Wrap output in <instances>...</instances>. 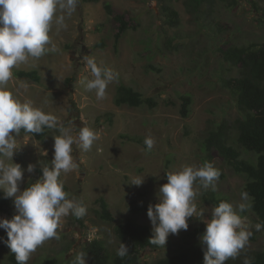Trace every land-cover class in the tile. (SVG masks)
I'll return each instance as SVG.
<instances>
[{"label": "rangeland", "instance_id": "rangeland-1", "mask_svg": "<svg viewBox=\"0 0 264 264\" xmlns=\"http://www.w3.org/2000/svg\"><path fill=\"white\" fill-rule=\"evenodd\" d=\"M106 4L112 6V11ZM175 7L180 22L171 26L159 0H79L76 11L66 18L67 29L56 34L53 26L50 35L58 51L43 56L35 67L21 65L13 69L9 89L16 94L19 83L27 85L18 95L21 101L31 100L35 107L57 116L73 136L84 126L98 136L90 151L72 146L78 168L59 177L68 198L87 206L86 215L80 219L71 215L63 218L58 229L60 239L46 241L27 264H71L82 246L96 238L105 239L112 249L125 244L115 235V225L131 220L152 227L147 217L149 204L158 202V189L167 183L166 173L185 165L201 167L210 163L220 172L219 179L214 182L215 188L194 183L198 190L194 202L203 215L188 218V229L170 234L165 247L144 250L143 261L151 262L194 245L202 247L199 237L215 207L208 200L209 190L227 197L234 207L241 202L245 176L217 151H209L205 139L210 131L224 125L228 144L246 158L256 157L237 141L239 120L244 114L231 91L223 86L225 78L237 74V67L225 60L223 50L231 45L264 41V0H237L233 7L212 0L200 11L181 0L175 2ZM115 14L124 15L131 26L118 42L120 23ZM85 57L94 59L114 76L103 99H97L94 90L87 91L80 83L92 78ZM32 69L41 74L39 82L20 78L15 72ZM120 85L135 87L145 97H153L156 105L118 106L115 94ZM185 93L192 96L188 117L181 113V96ZM60 134L59 128L48 129L40 140L21 130L14 156V162L24 169L21 190L42 176L44 166L51 167L54 138ZM126 136L143 140L151 136L155 144L148 150ZM29 164L34 166L31 173L27 171ZM136 176L145 177L139 187L128 183ZM100 198L107 201L113 222L99 216ZM134 199L141 202L136 211L129 207ZM14 214L0 213V218ZM240 215L246 217L252 235L245 249L230 262L243 259L251 251L264 250V230L256 231L258 223L251 208ZM9 254L6 246H0V264L8 263ZM52 259L56 262H48ZM89 260L86 257V264Z\"/></svg>", "mask_w": 264, "mask_h": 264}, {"label": "clouds", "instance_id": "clouds-1", "mask_svg": "<svg viewBox=\"0 0 264 264\" xmlns=\"http://www.w3.org/2000/svg\"><path fill=\"white\" fill-rule=\"evenodd\" d=\"M78 3L79 0H0V192L4 199H12L15 209L11 218H0V229L6 233V239L0 237V243L14 254L16 264H27L31 255L46 241L59 240L58 229L63 218L71 215L80 219L87 213L83 201L68 198L59 177L78 168L72 146L75 144L83 151H90L98 139L96 132L84 126L73 136L57 116L35 107L31 100L18 98L21 89H27L26 84L19 83L16 94L8 87L14 68L21 65L35 67L43 56L58 51L50 35L53 26L56 34L66 30V18L73 15ZM85 63L92 78H87L86 83L82 79L80 83L87 91L94 90L97 99H103L114 76L90 57H85ZM57 128L61 134L54 138L51 167L44 166L42 176L21 190L24 169L14 162L21 130L37 135L45 129ZM144 144L151 150L155 140L148 136ZM33 170L34 166L29 164L27 171ZM219 176L220 172L210 163L201 167L185 165L178 171L167 172V183L158 189V202L147 208L152 225L149 243L165 247L170 234L188 229V218L202 216L194 202L198 196L194 183L199 181L204 188H215L214 182ZM144 180L145 177L136 176L128 183L139 187ZM251 206L250 196L245 191L241 192V202L236 207L222 201L211 210L210 219L205 221V229L199 237L203 264H225L245 249L252 232L246 217L240 213ZM261 228V224L255 225L256 231ZM128 254L129 248L120 243L116 255L124 258ZM71 264H86V252H77ZM244 264H252L251 259L246 257Z\"/></svg>", "mask_w": 264, "mask_h": 264}, {"label": "trees", "instance_id": "trees-1", "mask_svg": "<svg viewBox=\"0 0 264 264\" xmlns=\"http://www.w3.org/2000/svg\"><path fill=\"white\" fill-rule=\"evenodd\" d=\"M177 1L181 0H159L160 9L171 26H177L180 22L179 11L175 7ZM221 1L232 7L237 4V0ZM184 2L193 10L200 11L204 9L207 2H212V0H184ZM106 7L112 11L110 4H106ZM115 18L120 23V31L116 35L118 42L131 26L125 20L124 15L115 14ZM169 43L172 42L169 41ZM102 45L104 44L102 43ZM223 54L226 61L237 67V74L223 80V86L231 91L244 114L243 118L239 120L237 141L245 151L253 152L256 157L254 159L246 158L240 150L228 144L224 134V125L217 130L210 131L205 139V144L209 151H217L230 162L236 172L245 176L246 182L242 192L246 191L249 194L251 210L256 216L257 223L261 224L264 230V41L262 43L231 45L223 50ZM149 66L155 68L153 64ZM15 72L20 78L37 82L41 80V74L36 69L16 70ZM181 98V113L188 117L191 111L192 96L185 93ZM115 103L118 106L152 108L157 102L153 97H145L140 90L133 86L120 85L115 94ZM47 133L48 129H45L44 133L33 136L42 140ZM126 138L146 147L144 140L140 137L126 136ZM35 181L34 179L29 181L26 187ZM207 197L214 206L222 201L229 202L227 197L219 195L214 190H209ZM99 202V216L105 221L113 222L114 215L109 210L107 201L100 198ZM140 203L139 199H134L130 201L129 207L136 211ZM14 212L12 199H4L3 193L0 192V213L13 214ZM114 231L117 238L125 242L129 248V254L120 258L116 255V249L110 248L105 239L96 238L88 241L81 248V251H85L86 257L90 259L88 264H203L202 247L196 245L151 262L143 261L142 252L157 247L149 243L152 227L129 220L117 223ZM0 237L6 239V234L1 229ZM0 246L5 245L0 243ZM246 257L251 259L252 264H264V250L251 251L243 259L236 262L228 260L225 264H244ZM8 259L7 264H16L14 254L10 253ZM48 262L55 263L56 259Z\"/></svg>", "mask_w": 264, "mask_h": 264}]
</instances>
